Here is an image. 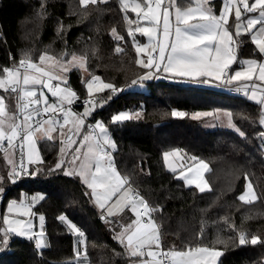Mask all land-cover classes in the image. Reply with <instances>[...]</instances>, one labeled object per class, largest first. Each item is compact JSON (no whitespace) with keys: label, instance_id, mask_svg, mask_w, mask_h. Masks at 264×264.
I'll return each mask as SVG.
<instances>
[{"label":"trees","instance_id":"obj_1","mask_svg":"<svg viewBox=\"0 0 264 264\" xmlns=\"http://www.w3.org/2000/svg\"><path fill=\"white\" fill-rule=\"evenodd\" d=\"M220 2L213 1L216 13ZM126 17L137 19L131 9L122 8L121 0L87 8L79 0H0V70L21 59L38 61L43 53L61 60L87 54L89 75L84 78L82 70L74 68L68 72L67 83L78 97L88 95L82 80H89L90 74L117 89H105L96 96L95 100L105 103L92 111L85 125L100 120L107 126L116 145L118 170L157 209L151 214L160 226L162 249L215 247L224 252L219 264H264V243L239 245L238 241L240 232L247 233L249 239L259 236L264 241V137L260 135L264 126L259 122L264 107L242 91L231 93L215 86L173 80L163 73L146 81L147 91L124 89L147 71L136 64L133 37L127 34V29L136 25L129 26ZM113 28L123 41L116 39ZM134 33L144 40L141 33ZM239 40L241 61L246 56H260L248 34ZM117 45L125 51L116 53ZM85 106L75 109L80 111ZM220 108L233 113L240 131L207 129L203 123L208 117L193 118L199 110ZM125 111L141 114L129 121L112 122L114 115ZM174 111L187 115L176 117ZM38 147L44 163L29 166L41 169L37 175L14 183L5 176L0 228L10 198H19L23 190L28 194L40 191L45 199L33 207V212L45 217L49 247L37 249L34 240L11 235L8 248L0 250V264H78L74 234L59 219L61 215L85 233L88 264H129L132 257L115 238V232L133 219L131 212L127 209L120 218L104 220L103 210L92 200L90 189L80 177L48 171L58 158L60 142L41 141ZM175 149L195 157L191 163L201 159L209 164L206 178L210 190L201 193L185 183L179 171L167 168L164 154ZM247 179L261 197L252 204L239 200ZM201 230L203 238H198ZM218 238L223 243H216Z\"/></svg>","mask_w":264,"mask_h":264},{"label":"snow or ice","instance_id":"obj_2","mask_svg":"<svg viewBox=\"0 0 264 264\" xmlns=\"http://www.w3.org/2000/svg\"><path fill=\"white\" fill-rule=\"evenodd\" d=\"M79 2L87 8L89 5L106 3L107 0H79ZM208 3L209 0H183L182 4H178L177 0H167V2L166 0H135L130 5L129 0H121L122 8L127 10L131 6V11L136 13L137 17L135 20L125 18L129 26L136 25L135 29L129 27L127 34L132 36L135 42L133 33L139 32L149 38L150 45H155L147 50L145 59L141 58L140 54L146 52L147 46H141L136 42V64L147 70L138 80L142 82L153 79L158 73L200 83L219 81L231 84L258 80L260 84H245L243 89H237V91H243L245 96L264 106V87H261V84H264V59L241 61L238 57L239 44L242 43L239 37L243 34L249 35L258 53L264 57V0H251V3L249 0H223V10L218 15L208 6ZM249 13H258V16L243 19ZM138 20L147 21L150 26H141ZM257 25L260 27L257 28ZM111 31L117 40H124V37L117 33L116 28ZM114 51L123 53L125 49L117 45ZM55 59L43 53L38 57V63L30 58L21 59L18 64L0 70L2 73L0 74V90L9 94L8 97L0 95V153H3V159L9 166L6 174L9 181L14 183L23 177L37 175L41 169L29 166L44 163L38 147L39 142L53 141V133H57L65 137L60 141L64 147H61L60 158L48 171H62L64 175L80 177L82 182L92 190L90 195L95 197L105 217L115 215L113 208L116 206H119L121 213L124 209H128L135 214L136 218L128 224L121 225L123 231L117 233L115 237L124 244L128 256L151 258V260L140 259L138 264H166V262L167 264H217L224 252L215 247L188 246L184 250L169 249L159 254L152 250L153 246L160 249L162 245L160 226L148 215L150 211H157V209L150 206L148 201L131 186L130 179L122 176L117 170L111 154V150H114L116 145L109 135L108 128L100 121L94 125H85V117L91 115V111H94L97 106L95 102L92 101L91 109L86 108L83 113L73 112L70 105L73 104L74 98L79 99L76 92L70 87L61 88L60 83L53 85L52 81L57 79L67 84L66 76L55 75L42 66L46 60ZM86 60L87 54L80 57L73 54L67 61L71 67L61 66V71L66 73L71 68L87 71ZM234 64H240V70L233 69ZM95 81H101V78L90 74L89 80H82L90 97ZM137 82V80L132 81L133 84ZM36 86H41L39 95ZM43 89H47L59 103H49V98L44 94ZM105 89L117 90L113 84L103 81L95 88L97 92ZM12 94H15L14 108L6 104V99H11ZM172 115L184 117L187 114L174 111ZM200 116H214L216 119L223 116L227 118L228 126L234 127L232 112L221 113L220 110H216L215 113H195L193 118ZM133 118H139V113L121 112L114 115L111 120L113 123H119ZM259 122L264 126V108H262ZM69 124L71 127L65 131V127ZM239 134L244 136L243 132ZM260 135L264 137V132ZM169 155L170 153L164 154L166 161ZM66 163L72 170H66ZM199 169L202 171L197 173L194 180L188 179L184 173H181V177L186 179L188 184L194 183L203 193L210 190L203 177V172H208L210 169L204 161L199 162ZM5 178L4 175H0V194L4 192ZM247 189L245 194L239 196L240 201L252 204L261 199L253 190L251 182L247 184ZM26 199L28 202L11 200L7 205L8 213H16L23 217L36 216L37 213L32 211V206L44 200L45 196L37 194ZM145 216L148 217L147 221L143 219ZM38 218L39 232L34 231L31 219H13L5 215L3 224L6 227L0 228L2 233L0 250L7 246L10 235L34 240L37 249L49 247L43 231L45 217L39 215ZM59 219L62 222L67 220L64 215H61ZM67 223L69 228L81 238L77 243L83 244L85 233L75 223L71 221ZM198 238H203V230ZM238 241L239 245L264 243L259 236H251L249 239L245 232L239 233ZM216 243H223V241L218 238ZM75 255L86 257V248H77Z\"/></svg>","mask_w":264,"mask_h":264},{"label":"rangeland","instance_id":"obj_3","mask_svg":"<svg viewBox=\"0 0 264 264\" xmlns=\"http://www.w3.org/2000/svg\"><path fill=\"white\" fill-rule=\"evenodd\" d=\"M179 0H177V2H178ZM135 2V0H129V3H130V5L131 4H133ZM166 2H167V0H166ZM249 2L251 3V1L249 0ZM179 4V3H178ZM208 6L209 7H211L212 9H213V11L215 12V6H214V3H213V1L212 0H209V3H208ZM129 9H131V6L129 7ZM174 11V10H173ZM216 13V12H215ZM255 16H258V13H249V14H247L246 15V17L248 18V17H255ZM137 18V17H136ZM247 18H244L243 17V19H247ZM138 22H139V24L141 25V26H145V27H147V26H150L149 24H148V22L147 21H144V20H138ZM257 28H258V25H257ZM133 35H134V37H135V42H134V44H135V46H136V42H138V44L139 45H141V46H147V49H146V52L145 53H141L140 54V57L141 58H145L146 59V56H147V50H150V47H154L155 45H150V43H149V38L147 37V36H144L145 38H144V40H140L139 39V37L138 36H136L135 35V33H133ZM239 46H241V44H239ZM49 56H52V57H55V56H53L52 54H48ZM77 57H80V56H82L81 54H75ZM56 59L55 60H46L45 61V63H44V65H42L44 68H45V70L46 71H51L53 74H55V75H58V76H61V77H63V76H66L67 78H68V72H63V71H61V66H63V67H65V68H67V67H71V65L70 64H68L67 63V61H69L70 60V58L69 59H64V60H61V59H58L57 57H55ZM243 60V59H242ZM34 62H39V61H34ZM10 67H12V66H10ZM87 68V67H86ZM72 69H74V68H71V70ZM82 70V72H83V76H84V78H86L88 75H89V72H88V68H87V71H85V70H83V69H81ZM21 71H23L22 69H21ZM143 75V74H142ZM141 75V76H142ZM163 76L165 77V78H168V75H166V74H163ZM173 80H179V81H184V82H187V83H193V84H201L200 82H195V81H192V80H188V79H186V78H172ZM150 80V79H149ZM54 81V80H53ZM52 81V82H53ZM102 81V80H101ZM101 81H95L94 82V89H93V93H92V97H94V98H96L97 99V95L98 94H100L102 91H100V92H97L96 90H95V88L100 84V82ZM138 82L136 83V84H133V83H131V84H128V85H126L125 87H124V89H126V90H142V91H147V83H146V81H148V80H144V81H142V82H140L139 80H137ZM56 84L57 83H60V87L61 88H66V87H70L71 89H72V87L71 86H69L68 85V83L65 85L64 83H62L59 79H57V80H55L54 81ZM37 88V90H38V92L40 91V88H41V86H38V87H36ZM73 90V89H72ZM43 91H44V94L45 95H47L48 96V98H49V103H52V102H56V103H59V101H58V99L57 98H55V97H52L51 96V93H49L48 91H47V89H43ZM104 91V90H103ZM232 93V92H231ZM0 95H5L6 97H8L9 96V94L8 93H4L3 92V90H0ZM38 95H39V93H38ZM88 95H89V93H88ZM87 96V95H86ZM74 100H75V98H74ZM105 103V101H103V100H95V104L98 106V105H103ZM6 104H8L9 106H11V107H13L14 108V106H15V98H14V96H12V98L11 99H6ZM66 107H68V105H65ZM91 104L90 105H86L85 107H83L82 109H80V111H78V110H76V109H73L71 106V108H72V110H73V112H76V113H83L84 111H85V109L86 108H88V109H91ZM96 106V107H97ZM95 107V108H96ZM216 110H220V112L221 113H223V112H230V110L229 109H224V108H220V109H213L212 110V112L213 113H215L216 112ZM125 112H128L129 113V111H125ZM182 112V111H181ZM199 112H201V111H199ZM208 112H211V110H208ZM91 114H92V111H91ZM134 114V113H133ZM139 114H141V112H139ZM90 117V115L89 116H87V117H85V123H86V121H87V119ZM97 121H100V120H97ZM97 121H95L94 123H96ZM101 122V121H100ZM204 126L207 128V129H214V128H217V127H223V128H232V129H235V130H238V131H240L239 130V127L237 126V124L233 121V119H232V124L234 125V127H229L228 126V121H227V118L226 117H223V116H221V118L220 119H216L214 116H209L208 118H206V120L204 121ZM68 127H71V124H69L68 126H66L65 127V131H67V128ZM107 127V126H106ZM109 132V131H108ZM109 135H110V137L112 138V136H111V134L109 133ZM53 136H54V139L53 140H57V141H61L62 139H65V137H61V136H59L57 133H53ZM113 140V139H112ZM115 143V142H114ZM5 144H6V142H5ZM61 147H64V145H62L61 143H60V150H61ZM74 147V146H73ZM177 150H179V149H176V150H172V151H170L169 153H170V155L168 156V158H167V166H168V169H176V168H179V167H185V165H187V164H190L191 162H189L190 160H191V158L192 157H190V156H188L187 154H184V152L183 151H181V150H179L178 152H177ZM83 151V150H82ZM173 155H176L177 156V158H172L173 157ZM0 156H2L3 157V153H0ZM58 158H60V151H59V155H58ZM58 158H57V160H58ZM57 160H56V162H57ZM192 161V160H191ZM55 162V163H56ZM54 163V164H55ZM77 163H79V162H77ZM53 164V165H54ZM65 168H66V170H72L68 165H67V163H66V165H65ZM119 171V170H118ZM120 172V171H119ZM122 175V174H121ZM92 192V190L90 189V193ZM37 194H42V195H44L42 192H40V191H38V192H35V193H32V194H28L26 191H24L23 190V192L21 193V195H20V197L19 198H16V197H12V198H10L8 201H7V205H8V203L11 201V200H17V201H24V202H28L27 201V199L26 198H30L31 196H33V195H37ZM91 197H92V199L93 200H95V197L94 196H92L91 195ZM34 206V205H33ZM33 206H32V208H33ZM118 208H119V206H116V207H114L113 208V212L114 213H119V211H118ZM126 211V209H124V211L122 212V213H124ZM121 213V214H122ZM121 214H119L120 215V217L121 216H123V215H121ZM134 214V213H133ZM5 215H9V216H11L13 219H23V220H28L29 219V217H23V216H19V215H17L16 213H8V211H7V207H6V210H5V212H4V215H3V217L5 216ZM135 215V214H134ZM149 216H151L152 218H153V215L152 214H150V212H149V214H148ZM65 216V215H64ZM108 217V216H107ZM119 217V218H120ZM145 217H147V216H145ZM145 217H143V219L145 218ZM66 218H67V220L66 221H63L64 222V224L67 226V228H68V230L69 231H71L72 233H74L70 228H69V226H68V223H67V221H71L72 223H74L69 217H67L66 216ZM118 218V219H119ZM134 219L136 218V217H133ZM148 218V217H147ZM104 220L105 219H107L106 217H104L103 218ZM154 219V218H153ZM106 223H107V221H106ZM123 224H127V223H123ZM2 227H6V225H4V224H2V226H1V228ZM75 234V233H74ZM0 235H2V233H0ZM75 237H76V239L79 237L77 234H75ZM10 239H11V235L9 236V240H8V244H7V246L3 249V250H6L7 248H8V245H9V242H10ZM153 247H155V246H153ZM156 249V248H155ZM157 250V252H161L162 251V246H161V248L160 249H156ZM158 253V254H159ZM220 259V258H219ZM77 261V260H76ZM78 262V261H77ZM79 264H83V263H81V262H79ZM217 264H219V260H218V262H217Z\"/></svg>","mask_w":264,"mask_h":264},{"label":"crops","instance_id":"obj_4","mask_svg":"<svg viewBox=\"0 0 264 264\" xmlns=\"http://www.w3.org/2000/svg\"><path fill=\"white\" fill-rule=\"evenodd\" d=\"M212 1H214V0H212ZM220 5H221V7H220V11L218 12V13H216L217 15L223 10V0H221V2H220ZM215 6V5H214ZM215 9V8H214ZM216 12V11H215ZM214 12V13H215ZM173 17H174V11H173ZM244 18H247L246 16L244 17ZM230 23H231V21H230ZM260 27V25H258V28ZM252 42V41H251ZM252 44H253V48L255 49V50H257V48H256V46L254 45V43L252 42ZM240 51V46H239V49H238V52ZM258 52V51H257ZM261 56V55H260ZM260 56H257V57H255V56H246V57H243V60H246V59H256V60H258V61H260V60H262V59H264V57H260ZM242 60V61H243ZM244 67H246V65L244 66ZM240 68L241 67H239V68H236V70H240ZM164 74V73H163ZM166 75H168V76H170L169 74H166ZM187 79V78H186ZM188 80H191V79H188ZM55 81V80H54ZM53 81V82H54ZM192 81H194V80H192ZM195 82H197V81H195ZM55 83V82H54ZM253 83H257V84H260L261 82H259L258 80H254V81H240V82H233V83H231V84H224V83H222V82H219V81H213L212 83H201V84H203V85H206V86H211V87H213V86H215V87H218V88H222V89H224V90H226L227 92L229 91L230 92V89H231V87H233V86H236V87H240L241 89H243V87H244V85L245 84H248V85H251V84H253ZM36 87H38V86H36ZM261 87H264V84H261ZM38 91V90H37ZM249 91H251V89H249ZM243 92V91H242ZM39 93V92H38ZM258 98H259V93H258ZM264 107V106H263ZM199 111H201V112H199ZM198 112H196V113H202V112H208V110H199ZM140 112V111H139ZM139 112H129V113H134V114H136V113H139ZM211 112H212V110H211ZM200 117H203V116H200ZM206 117H209V116H206ZM199 118V117H198ZM176 150V149H175ZM170 151H172V150H170ZM166 153H169V152H166ZM172 158H177V156L176 155H173V157ZM200 161H204L205 163H207L205 160H198V161H194L193 163H190V164H187V165H185V167H179V168H176L175 169V171L177 170V171H179V176L181 177V173H184V176H186L188 179H195L196 178V176H197V173L199 172V171H202V170H200L199 169V162ZM165 162H166V166H167V161L165 160ZM208 164V163H207ZM209 165V164H208ZM167 168H168V166H167ZM209 169H211L210 168V166H209ZM8 170H9V166L6 164V161L3 159V157L2 156H0V175H4V176H6V174H7V172H8ZM206 173L207 172H203V177H204V180H206L207 181V183H208V180H207V178H206ZM183 180H184V182L185 183H187V180L186 179H184L183 177H181ZM246 188H245V191L241 194V195H243V194H245L247 191H248V189H247V184L250 182V180H246ZM252 183V182H251ZM190 185H194V186H196L194 183L193 184H190ZM208 185H209V188H211V185H210V183H208ZM253 185V184H252ZM253 190L255 191V189H254V187H253ZM93 200V199H92ZM94 202H95V204L96 205H98L97 203H96V201L95 200H93ZM36 204H38V203H36ZM35 204V205H36ZM34 205V206H35ZM33 206V207H34ZM99 206V205H98ZM100 208V207H99ZM127 210V209H126ZM32 211H33V208H32ZM118 211H119V208H118ZM130 211V210H129ZM131 212V211H130ZM119 214H121V212H119V213H116L115 215H113V216H108V217H110V219L111 218H113V217H120V215ZM123 214V213H122ZM121 214V215H122ZM131 214H132V217L134 216L135 217V215L131 212ZM150 214H151V211H150ZM39 215H43V214H38L37 216H34V217H29V219H31L32 221H33V224H34V231H37V232H39L40 231V224H39ZM44 216V215H43ZM107 218V217H106ZM147 217H145L144 218V220L145 221H147ZM132 220H134V218L132 219ZM131 220V221H132ZM155 220V219H154ZM131 221H129V222H131ZM128 222V223H129ZM160 230V229H159ZM43 231H44V234H45V236H46V240H47V234H46V232H45V222H44V228H43ZM121 231H123V229L121 228V229H119L118 231H116L115 232V237H116V235H117V233H119V232H121ZM74 234V233H73ZM74 238H75V246H76V249L77 248H80V249H85V237H84V243L83 244H78L77 242H78V240H80L81 238L80 237H78L77 239H76V237H75V234H74ZM48 243V242H47ZM125 243H126V237H125ZM152 250H154V251H157L156 249H155V247H153V249ZM173 250H175V249H173ZM159 253V252H158ZM140 259H143V260H151V258L150 257H148V256H144L143 258H139V257H132V260L130 261V263L129 264H138V261L140 260ZM78 262H77V261ZM75 261L79 264V262H81V263H83V264H88V260L86 259V257L84 256V255H81L80 257H77L76 256V258H75Z\"/></svg>","mask_w":264,"mask_h":264},{"label":"built area","instance_id":"obj_5","mask_svg":"<svg viewBox=\"0 0 264 264\" xmlns=\"http://www.w3.org/2000/svg\"><path fill=\"white\" fill-rule=\"evenodd\" d=\"M10 66H13V65H7V66H5V67H10ZM4 67V68H5ZM53 83V85H55L56 83H54V82H52ZM237 89H241L240 87H236V86H233V87H231V89H230V92H232V93H235V92H238L237 91ZM240 92V91H239ZM95 99L96 98H94V97H90L89 95H87V96H85V97H79V99H75L74 100V102H73V104L72 105H70L73 109H75L76 107H79L80 105H89V104H91V102L92 101H95ZM85 101H89V103H85ZM45 118H47V117H45ZM95 123H92V122H90L89 121V123H88V125H94ZM111 154H112V156L114 157V161H115V166H116V168H117V170H118V167H117V163H116V160H115V156H114V150H111ZM25 177H23V178H21V179H18V180H16V181H22L23 179H24ZM4 197V195H1V197L0 198H3ZM162 246V245H161ZM162 251L163 252H167L166 250H163L162 249ZM161 251V252H162ZM166 264H167V262H166Z\"/></svg>","mask_w":264,"mask_h":264},{"label":"water","instance_id":"obj_6","mask_svg":"<svg viewBox=\"0 0 264 264\" xmlns=\"http://www.w3.org/2000/svg\"><path fill=\"white\" fill-rule=\"evenodd\" d=\"M102 217L104 218L105 217V214H102Z\"/></svg>","mask_w":264,"mask_h":264}]
</instances>
